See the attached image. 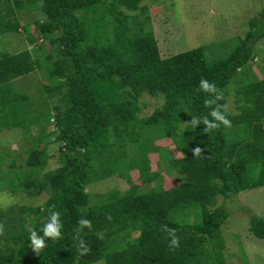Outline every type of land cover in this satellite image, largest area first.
<instances>
[{
	"label": "trees",
	"instance_id": "obj_1",
	"mask_svg": "<svg viewBox=\"0 0 264 264\" xmlns=\"http://www.w3.org/2000/svg\"><path fill=\"white\" fill-rule=\"evenodd\" d=\"M143 1L0 0V36L23 32L34 45L20 51L0 45V132L20 128L30 139L25 165L18 171L16 160L9 165L16 173L12 189L47 198L19 211L0 209V221L10 216L19 222L0 237V264L103 259L107 264H228L221 228L230 214L219 205V196L232 198L264 186V77L253 78L249 67L264 26L251 19V29L225 58L209 60L203 46L164 58ZM33 8L40 17L21 23L25 10ZM34 30L41 45L29 35ZM47 40L51 48L44 65L33 51ZM43 68L50 81L41 85L42 95L56 103L37 110L33 97L17 92L13 83ZM201 79L215 90L203 89ZM232 87L236 109L229 107ZM144 93L165 101L141 115ZM205 100L211 103L206 106ZM216 109L230 126L211 115ZM205 118L219 127L205 132ZM51 119L53 129L47 133L42 125ZM44 136L59 143L58 165L48 170L52 156ZM161 138H170L182 156L157 144ZM126 151L129 158L118 160L117 154ZM152 153H159L158 164L180 176L177 185H159ZM5 154L11 155L4 149L0 161ZM115 169L129 182L128 189L87 191L92 180ZM132 171H138L141 184ZM53 213H59V238L43 231ZM82 219L91 227H81ZM250 223V230L264 238V219L254 214ZM30 230L45 241L39 251ZM173 235L179 238L174 248Z\"/></svg>",
	"mask_w": 264,
	"mask_h": 264
},
{
	"label": "rangeland",
	"instance_id": "obj_2",
	"mask_svg": "<svg viewBox=\"0 0 264 264\" xmlns=\"http://www.w3.org/2000/svg\"><path fill=\"white\" fill-rule=\"evenodd\" d=\"M142 4H147L152 11V23L156 35L157 43L160 47L162 57H169L173 54L180 53L199 46L205 47V54L211 61L225 58L234 49L238 42L239 36H245L251 29L250 21L257 18L264 26V0H144ZM161 9V10H160ZM168 14H170L168 16ZM40 17L39 9L25 10L21 23L30 22ZM30 36L38 37L34 30L29 33ZM38 39V38H37ZM41 40L35 42V46L41 45ZM42 48H36L33 52L38 61L44 65L47 64L46 55L50 50V42L44 41ZM0 45L3 49L10 51H20L21 49L34 46L27 41L26 34L6 33L0 36ZM258 54L250 63L252 66L253 78L264 77V38L256 42ZM46 48V49H45ZM47 68L40 69L18 78L13 83L14 89L32 96V103H36V108L43 110L48 105H54L56 100H50L47 96L42 95V84L50 81ZM235 88H231L229 97V107L236 109ZM163 96H153L144 93L140 99L142 105L141 115L151 114L156 108L161 107L164 103ZM47 103V104H46ZM29 108V106L27 107ZM34 110V114L37 110ZM39 115V114H38ZM42 121L45 120L41 115ZM35 119V117H31ZM52 119L45 121L42 125L46 132H51ZM50 123V124H49ZM40 125V124H39ZM38 125H34L31 134H37ZM30 139L27 138L23 129L13 128L5 129L0 132V153L7 149L11 155L5 154V160L0 161V209L10 212V210L19 211L22 207H36L42 205L47 199L45 194L40 196H27L22 190L13 191L12 185L16 178L15 170L21 168L19 165L24 164L28 156L26 145ZM49 142L48 152L52 156L46 169H53L58 165L57 153L59 143L55 142L49 136L43 137V143ZM157 144L167 148L168 152L175 156H182L175 149L174 143L170 138L157 139ZM129 150V149H128ZM118 160L124 162L129 158L128 151L119 152ZM152 166L158 169L161 176L157 179L159 185L170 188L178 184L180 176L177 173L166 170V166L158 164L159 153H152ZM16 160L18 167L10 168L9 165ZM122 161V162H123ZM120 166V164H119ZM127 163H122V168H126ZM15 169V170H14ZM118 170L108 176H102L100 179H94L87 186V191L91 194H102L111 189L126 190L129 188V182L118 176ZM132 179L141 184L138 171H132ZM143 188L147 186L142 185ZM48 194V193H47ZM219 205H223L229 211V217L221 228L222 237L225 242L223 255L228 264H264V238L257 237L250 230V217L257 215L264 219V186L241 191L232 198L219 196ZM19 223V222H17ZM14 219L10 216L4 221L0 237L11 233L16 228ZM138 232L134 233V236ZM91 264H107L106 261L100 260Z\"/></svg>",
	"mask_w": 264,
	"mask_h": 264
},
{
	"label": "clouds",
	"instance_id": "obj_3",
	"mask_svg": "<svg viewBox=\"0 0 264 264\" xmlns=\"http://www.w3.org/2000/svg\"><path fill=\"white\" fill-rule=\"evenodd\" d=\"M201 86L205 90H209L210 88L213 91L215 90L214 86L210 85L209 82L206 79H201ZM219 98H222V95ZM210 103H211L210 101L205 100V105L206 106L209 105ZM211 115L216 120L221 121L225 126H230L231 121L229 119H227L226 115L221 113L219 111V109L213 110ZM196 120H197V118L193 117V123H192L193 127L196 126V123H195ZM204 123L208 124V128L204 129L205 132H208L212 128H218L219 127V124L212 123L207 118H205ZM195 151L199 152V149H196ZM58 217H59V213H53L52 218H51V222L47 223L46 226L44 227L43 231H44V235L46 237H53V238H59L60 237V235H61V233H60L61 225L59 224ZM85 225L88 226V227H91V222L88 221V220H83L82 219L80 221V226L83 227ZM30 231H31L30 239L32 241V244H34L35 247H36V250L39 251L41 248L44 247L45 241H44L43 238H38L34 230H30ZM0 232H2V226H0ZM171 232L175 233V230L172 229ZM178 245H179V238L177 236L173 235V238H172V240L170 242V247L174 248V247H178Z\"/></svg>",
	"mask_w": 264,
	"mask_h": 264
},
{
	"label": "crops",
	"instance_id": "obj_4",
	"mask_svg": "<svg viewBox=\"0 0 264 264\" xmlns=\"http://www.w3.org/2000/svg\"><path fill=\"white\" fill-rule=\"evenodd\" d=\"M161 10V9H160ZM150 12L152 13V11L150 10ZM170 14H168V16H169Z\"/></svg>",
	"mask_w": 264,
	"mask_h": 264
}]
</instances>
